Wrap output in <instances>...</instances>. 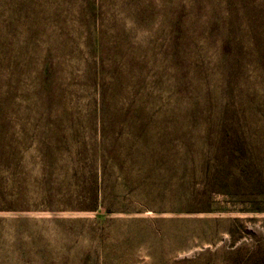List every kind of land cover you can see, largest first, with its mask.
I'll list each match as a JSON object with an SVG mask.
<instances>
[{"label":"trees","instance_id":"trees-1","mask_svg":"<svg viewBox=\"0 0 264 264\" xmlns=\"http://www.w3.org/2000/svg\"><path fill=\"white\" fill-rule=\"evenodd\" d=\"M257 1L67 0L0 57V214L264 212Z\"/></svg>","mask_w":264,"mask_h":264},{"label":"rangeland","instance_id":"rangeland-1","mask_svg":"<svg viewBox=\"0 0 264 264\" xmlns=\"http://www.w3.org/2000/svg\"><path fill=\"white\" fill-rule=\"evenodd\" d=\"M34 1L20 0V12L0 0V57L32 53L24 42L39 35L69 36L57 28L67 0H41L37 10ZM41 12L50 29L36 34L29 24ZM0 264H264V212L2 213Z\"/></svg>","mask_w":264,"mask_h":264}]
</instances>
